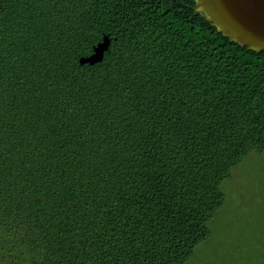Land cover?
I'll return each instance as SVG.
<instances>
[{
	"label": "trees",
	"instance_id": "obj_1",
	"mask_svg": "<svg viewBox=\"0 0 264 264\" xmlns=\"http://www.w3.org/2000/svg\"><path fill=\"white\" fill-rule=\"evenodd\" d=\"M195 4L0 0L3 262L184 264L208 236L264 150V50Z\"/></svg>",
	"mask_w": 264,
	"mask_h": 264
},
{
	"label": "rangeland",
	"instance_id": "obj_2",
	"mask_svg": "<svg viewBox=\"0 0 264 264\" xmlns=\"http://www.w3.org/2000/svg\"><path fill=\"white\" fill-rule=\"evenodd\" d=\"M220 188L209 234L184 264H264V150L249 151Z\"/></svg>",
	"mask_w": 264,
	"mask_h": 264
},
{
	"label": "water",
	"instance_id": "obj_3",
	"mask_svg": "<svg viewBox=\"0 0 264 264\" xmlns=\"http://www.w3.org/2000/svg\"><path fill=\"white\" fill-rule=\"evenodd\" d=\"M195 9L202 10L217 29L230 40L239 41L248 48L264 50V0H195ZM111 37L101 39L87 55L78 58L80 64H94L103 59Z\"/></svg>",
	"mask_w": 264,
	"mask_h": 264
}]
</instances>
